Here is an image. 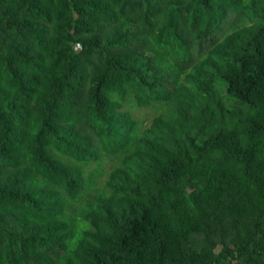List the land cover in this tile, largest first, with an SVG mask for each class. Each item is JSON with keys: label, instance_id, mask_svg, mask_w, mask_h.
I'll list each match as a JSON object with an SVG mask.
<instances>
[{"label": "trees", "instance_id": "16d2710c", "mask_svg": "<svg viewBox=\"0 0 264 264\" xmlns=\"http://www.w3.org/2000/svg\"><path fill=\"white\" fill-rule=\"evenodd\" d=\"M0 264H264V0H0Z\"/></svg>", "mask_w": 264, "mask_h": 264}, {"label": "rangeland", "instance_id": "374dc122", "mask_svg": "<svg viewBox=\"0 0 264 264\" xmlns=\"http://www.w3.org/2000/svg\"><path fill=\"white\" fill-rule=\"evenodd\" d=\"M239 17L240 16L236 14L235 16L229 18L222 32L224 33V32L230 31L232 27L239 21ZM242 19L244 20V22L247 20V18L243 15H242ZM218 82H219V86L221 87V89L225 88L224 81L220 79V80H217V83ZM132 102L134 103V101ZM123 109L129 110L131 114L134 116V118H136L140 122L139 129H143L146 125H148L150 121L152 120V117L154 115H157L158 113V110L151 109L150 107H139V106H136L135 104L128 103V102L123 104ZM110 158H111L110 155H104V153H102L100 155V158L97 161L91 162L90 166L87 167L89 170H91L93 166H95V163L101 164V167H102L101 173L97 175L95 179V183L97 187H100L103 184V181L105 177L107 176V173L109 172V170L112 168V166L115 163V161L111 160ZM92 192H94V190H92ZM81 204H82V201L80 202L77 201L76 203H74V207L79 206Z\"/></svg>", "mask_w": 264, "mask_h": 264}]
</instances>
